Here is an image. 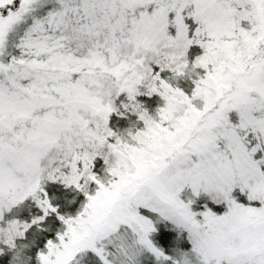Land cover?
Returning a JSON list of instances; mask_svg holds the SVG:
<instances>
[{
  "label": "snow or ice",
  "instance_id": "snow-or-ice-1",
  "mask_svg": "<svg viewBox=\"0 0 264 264\" xmlns=\"http://www.w3.org/2000/svg\"><path fill=\"white\" fill-rule=\"evenodd\" d=\"M0 264H264V0H0Z\"/></svg>",
  "mask_w": 264,
  "mask_h": 264
}]
</instances>
